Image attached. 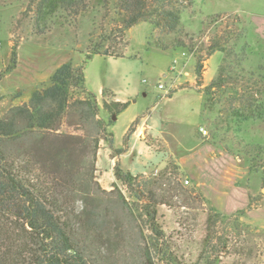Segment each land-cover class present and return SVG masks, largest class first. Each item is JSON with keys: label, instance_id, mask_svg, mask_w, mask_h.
Returning a JSON list of instances; mask_svg holds the SVG:
<instances>
[{"label": "rangeland", "instance_id": "obj_1", "mask_svg": "<svg viewBox=\"0 0 264 264\" xmlns=\"http://www.w3.org/2000/svg\"><path fill=\"white\" fill-rule=\"evenodd\" d=\"M38 1L0 0V119L10 108L28 102L64 63L84 64L86 87L97 96L99 118L105 125L106 141L100 143L95 177L107 191L117 184L132 209L119 208L107 225L121 233L124 263L140 258L138 245L150 244L155 237L154 226L145 215L147 208L156 210V224L165 235L166 245L183 264H264V228L251 224L243 213L224 216L212 210L203 190L182 170L185 157L194 152L193 145L199 139L212 146L214 154L230 152L227 154L239 166L248 169L238 140L255 145L258 125L263 121L245 122L238 132L232 129L234 120L222 124L228 118L226 100L232 85H228L220 104L204 106V88L217 79L224 53L217 51L208 60L206 57L211 40L236 29L233 24L240 16L246 21L242 30L246 38L236 50L246 44L249 56L242 75L248 77L264 65V0H194L193 7L182 14L179 37L187 44H198V56L204 59L200 77L196 75L197 55L185 49L157 48L159 34L148 23L132 27L120 39L115 30L121 18L111 5L105 7L92 0L87 2L92 10L75 16L73 11L52 8L39 13ZM81 8L83 4L79 11ZM105 38L110 40L103 50L120 51L124 57L96 55L87 59L89 49L103 44ZM228 70L233 82L236 74ZM237 83L240 94L242 79ZM160 84L169 89L167 94ZM115 94L118 101L129 104L121 114L114 112ZM200 128L208 132L207 136ZM92 129L86 127V131ZM64 130L83 134L75 127L65 126ZM116 166L137 177L132 189L116 179ZM167 176L171 186L180 183L188 192L171 194ZM261 178L259 196L264 195L262 174ZM185 180H189L188 185ZM251 180L256 187L260 177ZM149 181L157 183L149 187L154 195L148 192L142 200L137 199L136 190Z\"/></svg>", "mask_w": 264, "mask_h": 264}, {"label": "trees", "instance_id": "obj_2", "mask_svg": "<svg viewBox=\"0 0 264 264\" xmlns=\"http://www.w3.org/2000/svg\"><path fill=\"white\" fill-rule=\"evenodd\" d=\"M89 1L92 0H39L36 11L62 9L77 16L92 10L87 6ZM96 3L111 5L121 18L115 30L120 39L132 27L148 23L159 34L157 48L185 49L197 55L196 75H202L204 59L198 56V44H187L179 37L183 31L181 16L193 7L194 0H96ZM245 25L246 21L238 16L233 24L236 29L211 40L206 57L208 60L217 51L224 53L217 79L204 88V106L220 104L228 85H232L226 100L228 118L222 124L234 120L235 132L250 120L264 121V65L248 77L242 75L249 60L247 46L236 50L246 38L242 31ZM174 34L178 36L170 38ZM109 40L105 38L103 44L89 49L87 59L96 55L123 58L120 51L103 50ZM12 57L14 66L15 50ZM228 69L236 74L233 82L229 80ZM237 79L243 81L240 94ZM212 99L216 102L211 104ZM113 103L116 114L129 106L120 101ZM105 107L108 109L107 104ZM99 112L97 96L86 87L84 64L68 62L57 68L49 82L36 89L28 102L10 108L0 119V264H125L121 233L107 225L117 216L119 208L132 209L117 184L107 191L96 180L100 143L106 141ZM65 126L78 128L83 134L69 133ZM90 126L93 129L86 131ZM238 146L249 163V173L262 174L264 183V146L241 140ZM115 177L131 189L137 181V177L119 166L115 167ZM166 181L171 186V178L167 176ZM156 184L149 181L143 188L139 186L136 198L142 200L148 192L154 195L149 187ZM169 192L182 195L188 190L178 183ZM212 210L216 211L214 207ZM156 214V210L146 208L145 215L154 226L155 237L150 244L138 245L141 257L127 260V264H183L166 245L165 235L156 224Z\"/></svg>", "mask_w": 264, "mask_h": 264}, {"label": "crops", "instance_id": "obj_3", "mask_svg": "<svg viewBox=\"0 0 264 264\" xmlns=\"http://www.w3.org/2000/svg\"><path fill=\"white\" fill-rule=\"evenodd\" d=\"M261 37L264 39L263 34ZM116 100H119L117 95ZM261 124L256 132L259 138L256 144L264 145V121ZM193 146L194 152L185 157L182 166L187 178L191 177L203 190L217 211L228 216L243 213L251 224L264 228V195L259 196L261 174H250L247 168L239 166L236 159L227 153L214 154L212 146L205 145L201 139ZM254 176L260 177L256 187L251 180Z\"/></svg>", "mask_w": 264, "mask_h": 264}, {"label": "built area", "instance_id": "obj_4", "mask_svg": "<svg viewBox=\"0 0 264 264\" xmlns=\"http://www.w3.org/2000/svg\"><path fill=\"white\" fill-rule=\"evenodd\" d=\"M159 88H160L162 91H164L165 94H167V93L169 92V89H167V88L165 87V85H163V84H160V85H159ZM170 88H171V87H170ZM200 131H201V133L203 134V136H207L208 132H207L205 129L200 128ZM185 184L188 185V184H189V180H185Z\"/></svg>", "mask_w": 264, "mask_h": 264}, {"label": "water", "instance_id": "obj_5", "mask_svg": "<svg viewBox=\"0 0 264 264\" xmlns=\"http://www.w3.org/2000/svg\"><path fill=\"white\" fill-rule=\"evenodd\" d=\"M113 120H115L116 119V116H113V118H112Z\"/></svg>", "mask_w": 264, "mask_h": 264}]
</instances>
